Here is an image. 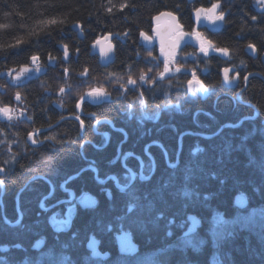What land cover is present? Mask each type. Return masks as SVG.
I'll use <instances>...</instances> for the list:
<instances>
[{"label":"trees","instance_id":"1","mask_svg":"<svg viewBox=\"0 0 264 264\" xmlns=\"http://www.w3.org/2000/svg\"><path fill=\"white\" fill-rule=\"evenodd\" d=\"M217 2L221 5V11L225 13V24L218 35L209 36V39L218 48H226L229 53L235 54L232 65H237V56H243L242 50L249 43L254 44L258 51L264 52V16L256 15L249 8L248 0H194L191 6L187 4V0H0V25H7L0 27V82L1 73L28 67L34 55L38 56V61L47 68L45 75L24 86L9 85L10 88L22 92L28 116L31 117L29 125L31 129L40 130L57 126L49 133H54L59 143L37 155L36 169L42 166L43 169L48 167L47 169L54 174H73L79 168L80 143L97 140L92 127L98 120L110 122L115 129L126 126L128 139L122 150L132 151L131 142L135 140L132 131L133 127L138 125L134 118L141 106L144 107V103L154 109L161 106V100H155L153 93L146 95L145 99L146 96L142 98L138 89H127L126 95L122 98L118 95L110 96L107 103L97 106L85 104L82 107L84 117L81 118L85 126L80 138L78 123L59 122L67 115L71 116L75 113V104H64L67 114L62 115V111H57L56 107L49 105L51 99L43 95L44 91H51L48 82L49 77L55 72L54 69L63 66L59 46H67L71 53L69 63L64 66L68 73L77 74L82 69H86L95 80L110 79V83L113 81L120 83L121 79L130 77L134 72L158 69L154 68V63H148L143 59L146 55L151 56V53L139 45L140 33L144 32L146 35L150 33L154 18L164 12H171L179 17L183 30L190 32L194 29L191 12L195 8H209ZM125 3L128 7L121 10L120 6ZM109 8H111L110 12ZM253 16L257 17L255 21L251 19ZM52 19L57 23H43ZM76 25L81 26L82 41L78 39L79 32L73 30ZM107 35L121 40L115 43L114 63L103 69L98 66L95 57H90V46ZM49 56L52 57L51 60ZM49 61L53 62L52 68L47 66ZM220 64L217 62V67H211L210 88L216 90L217 87L218 95L225 93L227 97L220 98L215 105L211 101H191V113L185 123L181 122V118H170L173 120L171 124L176 128H181L183 125L192 126L191 115L195 111H203L216 118V122H212L200 113L197 114V119L202 122L200 125L210 128L206 135H213L219 127L226 124L235 125L242 117L251 116V111L247 107L236 103L234 94L224 91L220 86ZM252 64L254 72L264 78L259 55ZM171 82L169 80L170 84ZM178 82L180 85L184 84L183 80ZM111 84L106 87L109 91ZM1 85L5 87L3 83H0ZM155 90L156 88L152 91ZM246 99L258 110L259 115L255 122H244L239 128L225 129L209 141L195 139V145L200 148L195 156H191L189 152V149L191 151L193 148V138L184 137L180 158H185V163L180 170L176 171L173 177L168 173L157 185L149 184V188L151 187L149 202L156 212L169 211L179 218L185 213H190L208 224L214 213L222 215L225 219H231L238 213L239 211L233 207V202L240 193L247 196L250 207L264 206V128L260 124L264 120V85L259 79L252 78L249 81ZM0 104L8 105L5 100ZM213 106H216L215 109ZM108 130V126L102 124L100 131ZM9 134L10 132L4 130L0 124V140L4 136L6 139L4 142L1 140L2 143L18 142V148L14 150L16 152L25 148L20 144L26 140V131L17 130L11 140H8ZM113 134L115 141L122 140L118 133L113 132ZM47 137L49 136L45 138ZM3 149L7 150V147H0V150ZM112 151V148H107L93 152L87 146L84 147V153L88 157H96L100 165L106 162ZM11 152L12 155H9L6 162L10 166L16 164L15 167L13 166V171H9V178L3 182L5 185L3 204L5 219L13 221L14 195L36 169L33 163L28 161V154L19 155L20 160L14 162L13 149ZM187 153L190 158L188 155L182 156ZM6 162L0 165L9 166ZM41 187L46 189L45 186ZM24 194L20 199H25ZM25 202H29L28 197ZM106 213H109V209ZM140 220L142 219L134 218V229L140 228ZM41 230L40 226L36 231L41 232ZM263 232V229L253 233L241 231L228 237L224 244L217 246L221 254V264H264ZM30 240L29 235L6 226L0 214V246H13ZM212 252L213 247L207 241L201 248H195L194 252L184 251L179 253V257L170 259L150 258L147 262L149 264H211ZM140 259L141 257H137L131 264H141ZM51 264L55 262L52 261Z\"/></svg>","mask_w":264,"mask_h":264},{"label":"flooded vegetation","instance_id":"2","mask_svg":"<svg viewBox=\"0 0 264 264\" xmlns=\"http://www.w3.org/2000/svg\"><path fill=\"white\" fill-rule=\"evenodd\" d=\"M193 2L194 0H187L189 6H191ZM196 9L199 8H195L191 12V20L194 26L193 31L185 32L181 27V32L188 36V40L183 43V46L179 51L164 59L160 57V48L155 44L156 39L153 31L155 26L151 23V31L147 35L150 37L151 48L145 46L142 39L143 37L140 35L139 41L141 44L139 43V45L144 50L151 53L150 57L153 61L157 59L160 61H164L165 59L173 60L177 56H182L186 59V64L190 67L191 65L193 66V63L189 58L196 57L198 40L195 33L199 32L204 36L205 40L211 41L209 36L218 35L225 24L224 17V19L218 24L219 30L216 33H209L206 28H199L200 21L205 20V18L202 14L199 22H196ZM220 11L221 5L220 8L217 9V13ZM176 18L177 24L179 23V17L176 16ZM215 22L208 20L209 25H213ZM79 33L82 38L80 39L78 36V39L82 41V30H80ZM151 36H153L154 41ZM105 37L99 40H102ZM120 40L121 39L116 37L112 41L114 45V54L116 50L115 43ZM174 40L175 37L173 36L171 41L173 42ZM213 45L218 48L216 44L213 43ZM91 46L90 57H95L91 56ZM67 54L69 55L67 60L64 61V57H62L61 60L65 65L69 63L71 58V53L68 49ZM242 54L243 56L241 57L237 56L238 63L233 66V60L235 59L234 53H229L228 56H224L214 50L210 51L206 58L202 59L198 64L204 69V73L193 70V73H195L197 79L205 85L207 91L201 90L199 84H192V87L197 86L201 91L200 97L198 99H192V101H211L212 103L214 102L215 105L217 100L225 96L227 97V94L225 93L218 95L217 87V91L210 88V84L212 83L210 80L212 74L210 71L211 67H215L216 63L220 62V86L224 91L234 94L235 101L238 105L247 107L251 111V116H245L239 119L238 123L241 120H244L241 125L244 122H255L259 115L256 107L250 104V101L246 99V91L248 89L249 81L252 78H257L263 83L264 80L263 76L255 73L252 67V62L256 61L259 55L260 64L264 69V52L257 50L253 53L248 47H245L242 50ZM75 57H77V54H75ZM73 58L74 57H72V59ZM95 58L97 59L98 66L101 67L98 63V58ZM146 61L150 63V61ZM37 62L39 63L38 60L35 63ZM35 63H32L31 60V65ZM51 64L52 65H50L49 61L47 66L52 68L54 66L53 62H51ZM111 65L101 68H108ZM225 68L236 69L235 73L229 75L228 81L230 83L233 80V77L238 74L237 86L234 89H228L223 86L221 74ZM43 71L45 73L47 72L46 69H42L39 72ZM39 72H34L29 76L23 74L21 80L18 82H12L11 79L10 86H24L28 82L35 81L45 75L44 73L37 79H31L32 76ZM193 73L187 72L184 76L182 75L178 78L171 79L170 81L172 82L168 87H164L160 82H157L152 88L140 89L144 97L153 93L155 100H161V106L158 109H154L148 107L146 103H144L146 114L152 118L156 117V122L150 123L144 121V125L138 123V125L133 127L134 130L132 131V134L134 135L135 140L131 142L132 151L125 152L122 150V146L125 145L128 139L126 126L121 127L120 129H115L110 122L100 121L98 124L97 121H95L94 126L92 127V132L97 140L96 142L90 140L80 143L78 149L79 168L73 174H54L50 172V169H47L48 167L44 168L45 171L42 166H40V169H36L37 166L35 162L38 161L37 155L43 153L48 147H53L55 145L52 140H48L45 137L50 136V134H48L49 131L54 130L57 126L46 127L40 130L33 129L34 131H37L39 135L47 133L41 140H39L43 141V143L34 145L31 142L28 144L26 138L25 142L20 144L25 148L21 149L19 152L14 151L18 148V142L12 141L6 142L5 144L1 143L0 147L6 146L10 153L9 155H12L11 150L13 149V156L15 157L14 162L20 160L18 157L19 155L24 153L28 154V161L33 163L36 171L31 173L23 187L14 195V220L10 221L5 219V208L3 204L5 185L3 182L9 178V171H13V166L15 167L16 163L10 166L6 162L9 155L6 152L2 155L6 156L4 162L9 165H0V169H2L1 172H3V174H0V214L2 222L11 229H17V232L19 233L29 235L31 240L22 244L16 243L13 246H0V258L14 260L16 264H51L50 261H54L55 264H63V262L55 260V258L47 259L46 252L47 249H50V252L58 258L62 256L61 254H68L69 256L67 259L71 257V262H76V264H131L132 260L137 257H141L140 260L144 264H149L147 261L150 258H159L160 260L166 257L170 259L179 257V253L184 251H188V253L194 252V245L192 247L185 246L183 245L184 241L194 240L199 237L207 242L205 233L207 227H209V223H203L202 220L190 213H185L183 217L179 218L169 211L156 212L154 206L149 202V192L151 191L149 184L156 183L157 185L160 181L162 182L168 173L172 174L173 177L176 174V171H179L185 163V158H180L184 137L193 138V148L191 151L189 149V152L191 156H195L200 148L195 145L194 140L202 139L196 137V135L206 136L208 139L202 140L209 141L225 129H236L232 128L230 124H226L219 127L215 134L206 135L210 128L205 125H200L202 122L197 119V114L200 113V115L207 117L212 122H216V118L214 119L212 114L203 111H195L192 113L191 121L193 125L190 127H184L185 125H183L181 128H176L171 124L173 120H170V118H181L182 123H185L187 121L186 119L189 118L191 113V101L187 100L186 97L190 95L191 91H189L188 85L185 89V83L192 80ZM6 76L1 78H6ZM245 77H247V80L244 79ZM182 80L184 84L180 85L178 81ZM154 88H156V90L153 92L152 90ZM127 89L134 90L136 87L125 88V94L123 97L126 95ZM103 103L105 102L103 101L100 104ZM92 105L97 106L94 104ZM216 106H213V108L215 109ZM56 108L61 111L59 107ZM254 116H256V119H249ZM82 117H84L83 114L81 118ZM89 118H91V116H89ZM64 121H74L78 123V120L73 118V116H66V118H62L59 122L62 123ZM263 122L264 120L260 122V124L264 128L262 125ZM102 124L107 125L109 130L105 132L100 131ZM78 130L79 136L82 138L84 128L78 126ZM113 132L118 133L122 140L115 141ZM170 134L176 137V139ZM85 146L93 152H99L100 150H105L107 148H112L113 151L111 156L106 159V162L100 165L96 157L91 158L84 153ZM8 148H10V150ZM0 151L6 150L3 149ZM92 154L94 155V153ZM184 155H188V153L183 154L182 156ZM41 186H45L46 189H42ZM22 194H24L23 197H25V199L27 197L29 198V202H25V199H20ZM239 195H241V193L237 196ZM247 200L248 206L244 210H238L239 212H245L250 207L249 199L247 198ZM108 209L109 213L107 214L106 211ZM136 217L142 219L139 223V230L134 229L133 227L134 218ZM192 217L199 220L200 226L198 228L194 225L196 223L195 220H189ZM51 222L65 225L63 226L65 230L56 231L51 227ZM40 226L42 227V230L41 232H37L36 230ZM189 229L193 232H190L184 237ZM123 234L130 235L131 241L137 247L136 254L120 255L118 253L116 238ZM90 239H93L98 243L97 252L100 255L108 256V258L105 260H93L91 258V251H89ZM37 242L40 243L39 249L34 247ZM169 245L171 248H168ZM63 246L66 248H63Z\"/></svg>","mask_w":264,"mask_h":264},{"label":"rangeland","instance_id":"3","mask_svg":"<svg viewBox=\"0 0 264 264\" xmlns=\"http://www.w3.org/2000/svg\"><path fill=\"white\" fill-rule=\"evenodd\" d=\"M249 1V8L251 9V4L253 0ZM252 10V9H251ZM264 16V15H260ZM204 38V36H202ZM153 39V36H151ZM123 39V38H122ZM198 40V39H197ZM154 41V39H153ZM140 43V41H139ZM141 44V43H140ZM212 51V49L209 50V52ZM61 59L64 57V55L60 52ZM206 58V56L201 53L200 51V42L198 40L197 48H196V57L195 58H189V60L193 63V66L191 67L186 64V59L182 56H177L175 59H165L164 61L152 60V58L149 55H146L143 57V59L150 61V63H155L154 68L156 67L157 70H148L143 69L140 72H134L133 75L127 78H123L120 80V83L113 82V85L106 80H95L91 77V75L87 72V75H83L86 69H82L79 73H68L65 74V64L63 66H58L55 68V72L49 77L48 86L50 87L51 91L46 90L43 92V95L46 97H49L51 101L49 102V105L51 107H59L62 111V115H66V108H64V104H75V113L71 116L75 118L76 116H79L81 118L82 116V107L85 104L92 105V103L87 99V92L92 88H104L106 92L109 94L107 98H103V101L107 103L110 100V96L118 95L120 98L123 97L125 94V88L128 87H136V89H146V88H152L155 83L160 82L164 87H168L170 85L169 80L173 78H178L180 76H184L187 74V72L193 73V70H196L200 73H204V69L201 68L198 64L199 62ZM73 60V59H72ZM168 62V70L165 71V62ZM159 61V63H158ZM63 63V62H62ZM61 63V64H62ZM37 67L39 70L37 71ZM61 67V68H60ZM28 68L31 70V73L26 74V76L32 75L34 72H39L42 69H46L45 66L39 61V63H35L33 65H29ZM20 69L17 70H9L7 71L6 78H1V82L5 85L0 86V103H2L3 100L7 102V106L11 107L14 110V118L9 121L7 118L0 116V124L1 127L10 132L8 140L12 139V135L17 130H22L23 132L26 131L25 138L27 136L32 135L34 139L41 140L46 134L39 135L37 131H34L30 128V119L28 110L25 106V103L23 102L22 98V92L17 89H12L9 87L11 79L13 76H18ZM11 73V75L9 74ZM3 73H1L2 75ZM141 75L144 76V80H141ZM129 78L136 81V85L132 86L128 84ZM99 81V82H98ZM174 81V80H173ZM111 84V88L109 90L106 89L107 86ZM188 81L185 83V89L187 88ZM123 86V87H122ZM64 88V92L61 93L60 89ZM194 90H196V94L193 95L192 92L189 96L186 97L187 100L192 101V99H198L201 95L200 89L195 86L192 87ZM19 93L21 99L19 101L16 100V94ZM81 97H84L85 103L80 107L77 108L76 105L80 103ZM0 107L1 106L0 104ZM59 111V110H57ZM69 116V115H67ZM134 121L136 123L144 125V121H148L150 123L156 122V117H150L146 114L145 109L143 106H141L136 118H134ZM79 123V121H78ZM12 133V134H11ZM50 136H55L57 140V136L54 135V133H48ZM5 137V136H4ZM4 137L1 138L2 142L6 140ZM0 140V144L2 143ZM10 150V148H8ZM6 152L8 155L10 154L8 150L6 151H0V163H4L6 156H2ZM8 163V162H7ZM0 174H3V172L0 171ZM44 206V205H43ZM264 231V206H254L249 207L245 212H238L233 215L231 219H225L222 215L214 213L212 218L209 222V227H207V231L205 233L207 241L211 244L213 247V252L210 257L211 264H221V254L217 250V246L224 244L226 239L233 234H237L241 231L243 232H257L259 230ZM264 233V232H263ZM202 236V235H201ZM204 236V235H203ZM205 241H203V238L197 237L194 240L184 241L183 245L192 247L194 245L195 248L199 249L203 246ZM63 248H66L63 246ZM168 248H171L169 245ZM46 250V249H45ZM44 250V251H45ZM61 257H56L50 252V249H47L46 256L47 259L49 258H55V260L63 262V264H76V262H71V257L67 259L69 256L68 254H61ZM145 256V255H144ZM147 257V255H146ZM77 258V257H76ZM146 259V258H143ZM52 263V261H50ZM0 264H16V262H13L12 260H8L5 258H0ZM25 264V263H21ZM57 264V263H56ZM60 264V263H59ZM113 264V263H112ZM141 264H144L141 261Z\"/></svg>","mask_w":264,"mask_h":264},{"label":"water","instance_id":"4","mask_svg":"<svg viewBox=\"0 0 264 264\" xmlns=\"http://www.w3.org/2000/svg\"><path fill=\"white\" fill-rule=\"evenodd\" d=\"M251 9L255 14H258V15L264 14V6L258 4L257 0L252 1ZM196 22H197V20H196ZM219 23H220V21H217L213 25H211V24L209 25L208 20L205 19V20L200 21L199 28H206L209 31V33H216L219 30V25H218ZM152 24L155 26V28L153 30L154 34H155V39H156L155 44L157 47L160 48V53H161L160 57L162 59H164V58L176 53L177 51H179L182 48L183 43L186 40H188V36L185 34L184 36L180 37L179 47H174V42L176 41L177 37L179 36V34L181 32V28L177 29L175 27L176 20L173 21L171 19V17H169V16L160 15V19L157 20L154 18L152 21ZM73 30L80 32L81 26L80 27L74 26ZM78 36L80 39L82 38L80 33L78 34ZM173 36L175 37V40L172 42L171 38ZM106 37L102 40H99V43H97V41H96L95 44H93L91 46V56H95L98 58V63L101 67H107V66L111 65L114 61V58H115L114 45H113L112 41L116 37L111 36V35H107ZM143 41H144V44L147 48H151V41L150 40L146 41L143 39ZM161 41H163V44L161 43ZM58 49L60 52H62L64 54L63 60L66 61L67 58L69 57V55L67 54V57H65V47L59 46ZM50 65H52L51 62H50ZM21 70H22V68L20 69V75H19L20 78L17 80V79H15L16 76H13L12 82H18L21 80L23 74L31 73L30 69L28 72H25V73H21ZM235 72H236L235 68H230L228 75L235 73ZM44 73H45L44 71L36 73L34 76L31 77V79H37L39 76L43 75ZM6 75H7V73L4 72L1 75V77L6 76ZM221 75H222L223 86H225L228 89H234L237 86V81H238L237 75H235L233 77V80L230 83L225 82L224 72H222ZM263 83H264V80H263ZM87 99L94 105H98L101 102H103V98L92 99V98L87 97ZM249 119L254 120V119H256V116L249 118ZM243 121L244 120H241L237 125H234V126L231 125V127L237 128L239 125H241V123ZM262 125L264 126V122L262 123ZM196 137L202 138V139H208L206 136H201V135H196ZM27 142H28V144L31 143L29 136L27 137ZM233 205L237 210H244L248 206V200H247L245 195L241 194V195L235 197ZM189 220H195L196 223L194 225L197 228L200 226V222L196 218L192 217ZM50 225L56 231H64L65 230V228L63 227L65 225H63V224H56L54 222H51ZM12 226H14V225H12ZM190 232H191V230L189 229V231L187 233H185L184 237L187 236ZM116 242H117V247H118V253L120 255H134V254H136L137 247L131 241L130 235L123 234V235L116 238ZM97 244L98 243L95 242L93 239H90V244H89V251H91L90 256L93 260H105L106 258H108V256L100 255L97 252ZM39 246H40V243L37 242L34 247L39 249Z\"/></svg>","mask_w":264,"mask_h":264},{"label":"snow or ice","instance_id":"5","mask_svg":"<svg viewBox=\"0 0 264 264\" xmlns=\"http://www.w3.org/2000/svg\"><path fill=\"white\" fill-rule=\"evenodd\" d=\"M257 3L262 5V6H264V0H257ZM125 7H128V5L126 3L122 4L120 6V9L123 10V8H125ZM219 8H220V3L217 2V3H213L210 8L201 7L199 9H196L195 10V18H196L197 22H199V20L201 19L202 14H203V17L205 19H207V20H210V21H213V22L222 21L224 19L225 13L223 11H220L219 13H217V9H219ZM108 11L110 12L111 8H109ZM161 15L169 16V17H171V19L173 21H175L177 19L176 16H174L171 12H164ZM155 19L159 20L160 16H157ZM251 19H253L255 21L257 19V17L253 16V17H251ZM43 23L56 24L57 21L55 19H52V20L44 21ZM0 27H7V25H0ZM76 27H80V25H76ZM175 27L177 29H179V28H181V25L179 23H177L175 25ZM140 35L146 41L150 39V37H148L144 32H141ZM184 35H185V33L180 32L179 36L177 37L176 41L174 42V47H179L180 37H182ZM195 35H196V38L200 42V51L205 56H207L209 54V50L210 49H212V50H214L216 52H219V53L223 54L224 56H228V54H229L228 49H226V48H216L215 45H213V43L211 41L205 40L199 32H196ZM20 42L21 41H18V43H20ZM97 43H99V41H97ZM161 43L163 44V41H161ZM247 47L253 53H255L257 51L255 45L252 44V43H249ZM65 57H67V46H65ZM51 59H52V57L49 56V60H51ZM31 60H32L33 63H35L37 60H39V57L34 55V56L31 57ZM38 70H39V68L37 67V71ZM167 70H168V62L166 60V62H165V71H167ZM28 71H29L28 67H23L22 70H21V73H25V72H28ZM229 71H230V69H228V68L223 69L225 82L229 81V75H228ZM9 74L11 75V73H9ZM65 74H67V68L65 69ZM83 75H87V71H85V73H83ZM19 78H20L19 75L15 77V79H17V80ZM237 78H238V74H237ZM140 79L144 80V76L141 75ZM244 79L247 80V77H245ZM193 83L199 84L201 90L207 91V89L205 88V85L200 80H198L197 77H196V74L193 73L192 80H190L188 82L189 91H191L193 95L196 94V90H194L192 88V84ZM128 84L132 85V86H135L136 85V81L131 79V78H129ZM60 92L63 93L64 92V88H61ZM86 95H87V97L92 98V99H100V98H107V96L109 94L106 92V90L104 88L100 87V88H92V89H90L87 92ZM140 95L142 97L143 93L141 92ZM20 99H21L20 94L17 93L16 94V100L19 101ZM84 103H85L84 97H81L80 103H78L76 105V107L80 108ZM0 116H3L5 118H7L9 121H11L14 118V110L11 107H9V106L0 107ZM30 118L31 117H29V119ZM75 119L79 121L80 128H84V126H85L84 125V121L81 120V118L79 116H76ZM97 123L99 124L100 121L98 120ZM29 139L31 140V142L34 145H36L38 143H43V141H38V140L34 139L32 135L29 136ZM46 139L52 140L54 143H59V141L56 140L55 136H49ZM45 159H50V158H45ZM0 171H2V169H0Z\"/></svg>","mask_w":264,"mask_h":264}]
</instances>
